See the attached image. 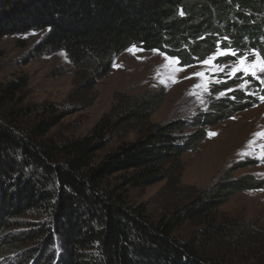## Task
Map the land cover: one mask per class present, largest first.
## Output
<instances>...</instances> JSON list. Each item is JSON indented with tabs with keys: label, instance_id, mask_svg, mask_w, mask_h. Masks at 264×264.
Wrapping results in <instances>:
<instances>
[{
	"label": "trees",
	"instance_id": "trees-1",
	"mask_svg": "<svg viewBox=\"0 0 264 264\" xmlns=\"http://www.w3.org/2000/svg\"><path fill=\"white\" fill-rule=\"evenodd\" d=\"M40 31L47 32L27 62L63 51L80 81L62 108L26 105L28 77L0 83V264H264V232L216 215L264 181L247 175L214 190L171 188L181 201L173 208L166 202L157 218L130 201L131 191L170 180L182 156L206 137L205 126L233 118L257 98L230 92L201 115L202 129L187 135V121L151 122L164 88L119 93L89 134L49 137L67 116L93 106L97 84L134 44L181 67L218 49L235 52L218 59L222 65L251 52L264 59V0H0V39ZM238 82L215 85L212 94ZM185 224L196 231L181 238Z\"/></svg>",
	"mask_w": 264,
	"mask_h": 264
},
{
	"label": "rangeland",
	"instance_id": "rangeland-1",
	"mask_svg": "<svg viewBox=\"0 0 264 264\" xmlns=\"http://www.w3.org/2000/svg\"><path fill=\"white\" fill-rule=\"evenodd\" d=\"M46 32H33L25 36L11 35L0 39V83L5 85L17 78L28 77L26 105L43 106L54 103L62 108L68 105L67 101L80 81L65 52L27 62L30 53L42 41ZM19 40H25L26 46H20ZM220 52L227 54L220 55ZM231 53L218 49L205 60L208 63L204 61L181 67L179 63H172L173 60L178 62L175 58L159 51H145L134 44L115 60L111 72L97 84L93 93L96 97L93 106L67 116L52 130L49 137L57 141L83 137L110 112L117 94H153L163 88V102L152 116L151 122L166 124L177 120L187 121L190 127L186 129V134L191 135L202 129L201 115L212 113L214 102L226 99L230 92L240 90L247 96L257 98L256 102L233 118L217 125L205 126L203 129L206 137L199 142L196 151L186 152L182 156V165L174 169L170 180L131 191L130 201L133 205H147L150 214L157 218L163 215L166 202L170 201L173 208L175 201L181 199L175 194L170 196L171 188L214 190L247 175L253 176L257 181H264V136L258 135L264 133V100L261 99L264 97V72H257L258 78H254L251 72L248 75L241 71L232 74L234 68L240 67L241 59L245 60L246 67H252L257 63V56L263 58L259 53L251 52L236 61L223 65L218 63V59ZM197 73H203V78ZM247 77L261 86L257 87L258 84L254 85V81ZM233 79L239 82L232 90L219 95L212 94L215 85ZM209 133L216 135L210 136ZM136 137V134H132L127 139L132 141ZM115 145L116 143L106 152ZM106 152L101 153V157ZM216 215L218 222L233 221L244 226L251 225L264 232V188L234 196ZM195 231V226L185 224L177 234L181 238H188Z\"/></svg>",
	"mask_w": 264,
	"mask_h": 264
},
{
	"label": "snow or ice",
	"instance_id": "snow-or-ice-1",
	"mask_svg": "<svg viewBox=\"0 0 264 264\" xmlns=\"http://www.w3.org/2000/svg\"><path fill=\"white\" fill-rule=\"evenodd\" d=\"M183 14V13H181ZM220 55H225L227 53L225 52H220L218 53ZM232 55H235V52H232L231 53ZM214 59V57H213ZM172 63H178L177 61L173 60ZM205 63H208V61H205ZM240 63V67L239 68H234L232 70V74H235L237 71H241L243 72L245 75H248L249 72H251V75L254 77V78H258L257 77V72H264V59H260L258 56H257V63H255L252 67H246L245 66V60L244 59H241L239 61ZM180 69H177V71H179ZM198 76H200L201 78H203L204 74L203 73H197ZM264 82V81H262ZM205 89H207V85L205 84L204 85ZM262 100H264V97L261 98ZM210 136H215L216 133H209ZM260 136H264V133H260L258 134ZM264 158V157H262Z\"/></svg>",
	"mask_w": 264,
	"mask_h": 264
}]
</instances>
